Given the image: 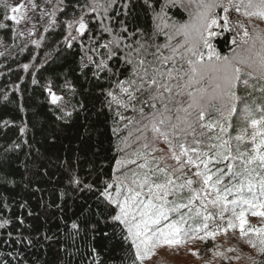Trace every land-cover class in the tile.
<instances>
[{"label": "snow or ice", "instance_id": "6c2138e0", "mask_svg": "<svg viewBox=\"0 0 264 264\" xmlns=\"http://www.w3.org/2000/svg\"><path fill=\"white\" fill-rule=\"evenodd\" d=\"M135 2L45 0L43 9L38 0L0 4L6 10L0 12L5 21L0 28L15 31L16 36L25 33L13 24L35 19L28 35L38 37L31 40L37 48L46 39L40 34V21L46 25L44 32L59 28L49 33L54 39L44 45L49 51L45 67L39 68L41 79L50 70L59 80L57 69L63 70L64 64L58 60L63 54L77 40L93 42L88 48L91 55L77 65L84 81L75 95L82 98L73 104L74 96L58 95L41 84L52 112L37 108L12 125L17 129L15 138L0 144V218L8 201L22 210L0 223V228L8 224L16 233L0 232V244L17 250V256L8 252L0 264H26L18 257L27 249L60 244L61 227L65 240L78 235L82 226L107 237L109 233L100 232L101 224H111L113 232L120 226L121 239L130 240L134 249L132 264H142L157 245H179L200 232L205 239L214 237L210 223L219 230L229 213L227 228L238 227L251 247L264 254V29L260 28L264 0H139L150 13L147 28L138 26L132 16ZM173 10L181 19L174 18ZM232 12L247 24L230 26ZM224 31L235 32L230 54H222L213 44ZM106 35L111 38L102 43ZM61 38L66 48L56 47ZM114 59L122 67H116ZM39 63L37 57L31 68L37 69ZM29 68L28 63L23 65L24 70ZM93 96L103 97L100 109L90 107ZM101 115L111 117V131L124 147L112 158L107 180L101 179L103 167L93 165L96 179L86 183L80 166L90 151L93 157L103 151L102 147L92 151L91 142ZM41 117L44 123L39 122ZM234 117L239 120L237 129ZM8 126L5 121L4 127ZM70 127L78 128L75 148L63 145ZM160 143L167 145V152L157 147ZM70 192L90 194L95 208L81 204L72 219L67 215L72 207L68 201L74 199ZM249 214L259 218L258 226L249 222ZM28 220L34 223L27 224ZM54 222L56 232L50 226Z\"/></svg>", "mask_w": 264, "mask_h": 264}, {"label": "trees", "instance_id": "16d2710c", "mask_svg": "<svg viewBox=\"0 0 264 264\" xmlns=\"http://www.w3.org/2000/svg\"><path fill=\"white\" fill-rule=\"evenodd\" d=\"M121 2H123V0H121ZM5 11L3 7H0V12ZM173 13L175 14V10H173ZM36 15H39V13ZM57 15H59V13H57ZM132 16L136 17L138 26L143 28L149 27L151 22L150 13L144 10L139 0L135 2ZM174 18L179 20L181 16L175 14ZM4 22L5 21L0 20V23ZM237 22L247 24L246 19L242 15L236 14L235 12L230 13V26ZM221 23H223V21H221ZM12 26L14 27V25ZM45 26L43 21H40V34L46 37L45 40L41 41L40 48H37L36 45L31 43L32 39L38 38L35 34L31 37H29L28 34L16 36L15 31L8 32L7 29L0 28V52L6 53L5 56H0V144H3L4 139L15 138L17 129L12 127V125L19 124L21 120L29 118L30 114L36 111L37 108L42 112H52L53 106L51 105L50 97L47 95V86H51L53 91L58 95H67L68 97L74 96L72 100L73 104H75L76 100L82 98L79 95H75L84 81V77L81 75V68L77 67V65L83 64L82 57L91 55V53L88 52V48L93 42L87 38L83 41H75L73 48L68 49L58 60V63L64 64L63 70L57 69L60 75L59 80L53 78L50 70L43 72L44 79H41L38 74L39 68L45 67L43 60L45 53L49 51L48 49H44V45L54 39V37L49 35L50 32L59 31V28H55L49 29V32H44L43 27ZM248 28L250 32L253 31L251 25H248ZM260 28L264 29V24H261ZM234 35L235 32L224 31L222 35L213 41L215 48L222 54H230V40ZM110 38V36L106 35V40L101 42L104 43ZM56 47L66 48L62 38L57 43ZM42 49L44 50L42 51ZM37 57H39L40 61L39 67L37 69H32L31 65L37 63ZM25 63L29 64V70L23 69ZM112 63L116 67H122L118 60L114 59ZM69 69H74V72L69 74ZM65 77L68 83H65ZM32 79L38 80V83L33 84L31 82ZM41 84L46 85V87L42 89L40 87ZM16 85H19V87H15ZM241 95H244V93L241 92ZM5 97H7V99H5ZM102 100L103 97H89L90 107L95 105V109H100ZM5 121L8 122V127H4ZM39 122L44 123V118L41 117ZM238 124V118L234 117V129H237ZM113 126L110 116L106 119L105 115H101L99 120L96 121L95 128L91 131L92 151H95V149L99 147H102L103 151H101L99 157H93L90 151L87 161L80 166V177L84 179L86 183H90L92 180L96 179V171L93 170V165H95L96 168L103 167V175L101 176L103 180H107L112 174V168L109 166L110 163H114L112 158L116 155L119 148L124 147L112 133L111 128ZM77 133V127L66 129L67 138L63 140V145L65 147L71 145V147L75 148L79 143V141L74 139ZM235 134L236 130H233L232 135L234 136ZM37 139H42V137L37 135ZM165 146L166 148L163 147V150L167 149V145ZM157 147L161 148L159 144ZM58 149L61 154H63L64 149L59 145ZM80 154L83 155V153ZM168 163L172 164L173 161L169 160ZM57 176H59V173H57ZM4 195L7 196L8 194L5 193ZM70 195L74 199L68 201V204L72 207L68 209L67 215L72 217V219H75V217L72 216L73 212L79 214L80 208L78 206L81 204H85L86 206L91 205L95 208V204L93 203L94 197H91L90 194L85 193L79 195L78 193L70 192ZM78 195L79 198L76 199ZM44 199L47 201L49 196L46 194ZM59 203L60 201L57 200V204ZM21 211L22 210L16 207L11 201L6 202L5 211L3 213V218H0V223L3 222V219L12 218L14 215H20ZM229 216L230 213L226 214V217ZM26 223L33 224L34 222L28 220ZM70 223L71 220H69V225ZM50 226L52 232H56V223L54 222ZM225 226L224 223L221 224L219 230L225 228ZM46 227H48V225H46ZM99 227L101 233L107 232L109 235L104 237L102 234H94L90 230L85 231L84 226H82L80 233L78 235L74 234L71 239L68 240H65L64 229L61 227L59 237L61 240L60 244L49 242L45 244L43 248L37 247L34 249H27L23 257H18V259H22L26 264H132L134 260V249L131 246L130 240L125 241L121 239L120 226L116 227L115 232H113L111 224H101ZM213 230L217 231V225L210 223L209 231ZM227 230L232 235L231 239L234 243V250H236V253L252 256L256 254L255 263L264 264V254H260L257 249H253L246 237H242L241 234H237L231 229ZM8 231H12L13 235H16L12 227L8 224H4V227L0 228V232L2 233L6 234ZM125 235H127L126 231ZM204 246H206L205 249L208 251V242L205 243ZM58 249L61 250L57 251ZM8 252H12L14 257L17 256L16 249L11 246L0 244V258L7 257ZM12 264H15V261H12Z\"/></svg>", "mask_w": 264, "mask_h": 264}, {"label": "rangeland", "instance_id": "374dc122", "mask_svg": "<svg viewBox=\"0 0 264 264\" xmlns=\"http://www.w3.org/2000/svg\"><path fill=\"white\" fill-rule=\"evenodd\" d=\"M20 0H7L8 5L13 3H19ZM41 3L43 9L45 0H38ZM3 4L4 0H0ZM35 23V19L25 24L23 21L19 26L20 30L24 31V35L28 34V31L32 29V25ZM263 25V24H262ZM22 35V36H24ZM1 45V43H0ZM163 149L166 146L162 143L159 144ZM167 152V149L164 150ZM160 153L158 155H162ZM248 220L252 225H259L260 220L257 217L248 215ZM228 217L225 216V225ZM227 226L225 228L217 230L214 237H208L205 239L204 233L192 234L184 238L179 245H157L143 260V264H256L255 256L243 255L236 253L234 250V243L231 239L232 235L228 232ZM237 234H240L239 228L231 229ZM208 242L209 249H205V243Z\"/></svg>", "mask_w": 264, "mask_h": 264}]
</instances>
